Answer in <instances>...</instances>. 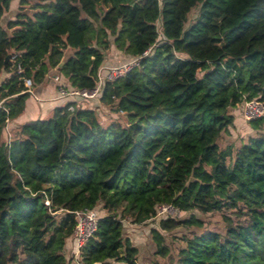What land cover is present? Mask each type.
<instances>
[{"label": "trees", "instance_id": "1", "mask_svg": "<svg viewBox=\"0 0 264 264\" xmlns=\"http://www.w3.org/2000/svg\"><path fill=\"white\" fill-rule=\"evenodd\" d=\"M18 1L0 24V264H68L74 210L99 203L80 264H138L121 219L152 218L159 202L219 211L224 227L183 232L175 256L153 264H264V115L238 144L219 140L232 106L264 103V0ZM111 44L139 55L99 94L123 121L66 102L2 136L24 106L25 76L40 82L64 55L67 85L91 88ZM158 219L163 229L202 224L194 213ZM150 234L154 251L169 254L164 233Z\"/></svg>", "mask_w": 264, "mask_h": 264}, {"label": "rangeland", "instance_id": "2", "mask_svg": "<svg viewBox=\"0 0 264 264\" xmlns=\"http://www.w3.org/2000/svg\"><path fill=\"white\" fill-rule=\"evenodd\" d=\"M196 11H197V6H193L189 10V12L187 13L186 24L192 21V19L196 15ZM156 24H157L159 35H161L159 19L156 21ZM107 50L105 51L107 52ZM119 52H117L118 55L116 57L115 55L110 54L109 58L112 61L109 60V63L111 62L118 63V62L127 60L130 57L128 54L124 56L123 53L125 52L123 51H122L123 53L121 52L119 53ZM105 59H108V56H106ZM96 98L99 102L97 105L98 106L97 115L102 123H106L113 118L119 119L121 121L124 120V114L121 113L119 110H117L114 107V105L102 102L99 99V95L96 96ZM237 105H239V108L241 109V113H242V103L239 102L237 103ZM236 111L237 110H235V114H233V116L235 117V120H233L232 123L229 125L228 130L221 133V136L219 139L220 143L233 142L234 144H238L241 140L245 139L248 134H252L255 132L254 128L251 126L250 118H246L243 115V113L242 114L240 113L238 115ZM95 207L97 208L99 214H102L104 212V209L101 208L100 203L97 204ZM190 213H194L197 216L201 217L202 224L201 225L179 224L169 229H163L158 225L159 216L157 215H154L152 218H148L142 222H134L129 217H122L121 221H122V226H123L122 227L123 234L129 236L133 244L137 247V254H136L137 263L138 264H153L154 260H157L160 263L167 262L170 259V257L175 256L177 247L182 243V240L179 237L182 235L183 232H187L191 229L201 230V229H207V228L222 230L224 227L220 212L215 211V210L203 212L199 210L198 208H192V209L181 211L175 217L176 218L184 217V216L189 215ZM153 226L157 227L161 232L164 233L165 242L169 247V254L161 255L154 251L155 243L152 240L151 234H150V228ZM69 245L70 246L67 245L68 247L64 245V255L66 256L67 262L68 264H78V260H77L78 257L74 254L73 241H72V244H69Z\"/></svg>", "mask_w": 264, "mask_h": 264}, {"label": "built area", "instance_id": "3", "mask_svg": "<svg viewBox=\"0 0 264 264\" xmlns=\"http://www.w3.org/2000/svg\"><path fill=\"white\" fill-rule=\"evenodd\" d=\"M149 50H144V53ZM18 52L16 50H12L9 52V58L14 59ZM130 57L127 60L118 62V63H101L96 72V83L91 88L86 87H77V86H69L58 80L59 75L56 74L54 77L59 81L57 90L58 97L63 99V103H68V108L73 109L75 106H81L82 101L98 96L100 94L101 86L104 80L109 79L112 80L117 76L123 74L127 71L132 65L137 64L139 55H129ZM60 79V78H59ZM24 89L28 91V93L35 95L33 90V82L31 77L25 76L23 78ZM242 103V113L246 118H253L264 114V103L255 98H243L241 100ZM10 132H7L8 136ZM44 202L46 204L49 203V199L45 197ZM155 215L161 216H172L175 217L178 215L181 210L174 206L171 202H159L155 206ZM99 213L96 207L84 208V209H75L74 217L75 224L71 233V238L74 246V254L78 257L79 250L85 240L93 233L96 228L97 219L99 217ZM78 264H80V260L78 259ZM97 264H112L109 261L101 260L98 261Z\"/></svg>", "mask_w": 264, "mask_h": 264}, {"label": "crops", "instance_id": "4", "mask_svg": "<svg viewBox=\"0 0 264 264\" xmlns=\"http://www.w3.org/2000/svg\"><path fill=\"white\" fill-rule=\"evenodd\" d=\"M23 10L29 11L30 7L26 4H23ZM20 8V4L18 0H10L9 5L6 10L3 11V13L0 16V24H4L9 18H13L14 14L16 11ZM113 44L109 46V49L107 52H104V58L102 60V63H109V58L110 54L115 55V57L118 55L117 52L123 53L120 49L116 48ZM70 51V48L67 47L65 49V55ZM119 52V53H120ZM124 56L126 53H123ZM106 56H108V59H105ZM64 58V55L63 57ZM113 59V58H112ZM112 61V60H111ZM56 74L59 75L58 80H61L65 84H68V80L65 76H63L61 73H59V69L56 67H51L49 70L46 72L44 78L37 83H33L32 87L33 90L36 94L32 95L28 93V95L25 97L24 101V106L22 110L13 118L9 119L4 128H3V133L2 136L5 137L7 132H11L12 128L15 127L17 124L29 120L35 117H42V116H47L51 113L52 108L57 105V104H62L63 99L61 97H58V84L59 81L54 77ZM7 75V71L4 69L0 70V81ZM83 103L81 105L84 106H91L94 107L95 110L97 111L98 108V100L96 96L87 98L82 101ZM236 113L239 115L241 113V109L239 108V105H234L230 108V111L235 114ZM242 114V113H241ZM237 115V116H238ZM235 120V117L234 119ZM102 208V207H101ZM104 213V212H103ZM69 244H72V238L71 236L66 238L65 245L70 246ZM67 246V247H68ZM78 260V259H77ZM77 262V261H76Z\"/></svg>", "mask_w": 264, "mask_h": 264}, {"label": "water", "instance_id": "5", "mask_svg": "<svg viewBox=\"0 0 264 264\" xmlns=\"http://www.w3.org/2000/svg\"><path fill=\"white\" fill-rule=\"evenodd\" d=\"M8 57H9V53H7V54L5 55V59H7ZM64 59H65V58H61V60L58 62L57 66H56L57 69H59V67H60V65L63 63Z\"/></svg>", "mask_w": 264, "mask_h": 264}]
</instances>
